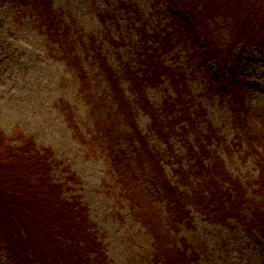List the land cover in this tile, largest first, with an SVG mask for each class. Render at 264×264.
Here are the masks:
<instances>
[{
	"label": "rangeland",
	"instance_id": "374dc122",
	"mask_svg": "<svg viewBox=\"0 0 264 264\" xmlns=\"http://www.w3.org/2000/svg\"><path fill=\"white\" fill-rule=\"evenodd\" d=\"M182 1L51 0L58 26L68 28L67 41L61 43L60 38L50 36L30 2L0 0V128L8 136L22 132L38 145L51 147L56 158L80 179L78 194L88 205L89 219L103 240L107 264L161 263L151 234L112 163L113 152L127 149L128 127L115 113L113 97L94 63L96 49L117 72L136 123L148 135L172 183H177L173 154L185 153L198 137L213 135L207 147L217 152L231 179H238L255 196L257 170L250 147L260 149L261 140L264 143V48L245 51L236 77L251 113L248 130L240 132L232 122L229 97L213 88L220 84L214 70L207 77L188 44L175 35L166 40V33H170L167 7L170 4L174 12H180ZM209 25L214 41L222 47L228 39L225 18L218 16ZM141 29L146 32L145 44ZM67 47L74 51H65ZM145 48L157 49L161 60L178 67L190 96L184 100L191 101L187 104L194 116L193 128L181 133L177 129L180 123L168 143L151 133L150 118L136 104L126 78V66L138 73L142 70L139 55ZM153 82L146 86V98L164 115V101L172 102L175 90L167 79ZM177 110L174 107L170 121L175 120ZM108 122L114 127L111 135L99 131ZM244 133L261 140L250 145ZM153 207L159 220L164 216V203L155 201ZM189 209L192 222L182 223L165 240L193 256L190 264H264L260 235L247 233L234 222L220 225L191 206ZM0 264H10L1 249Z\"/></svg>",
	"mask_w": 264,
	"mask_h": 264
},
{
	"label": "trees",
	"instance_id": "16d2710c",
	"mask_svg": "<svg viewBox=\"0 0 264 264\" xmlns=\"http://www.w3.org/2000/svg\"><path fill=\"white\" fill-rule=\"evenodd\" d=\"M22 1L30 2L51 37L66 43L68 28L58 26L51 0ZM183 1L180 12H174L170 4L167 7L170 33H166V40L175 35L188 44L198 68L207 77L214 70L220 84L213 88L229 97L235 128L240 132L248 130L250 108L236 77L245 51L251 47L264 48V0ZM218 16L225 18L228 34L222 47L214 41L209 25ZM141 35L145 44L144 29ZM156 50H142L140 73L130 66L124 69L136 104L150 118L151 133L168 143L180 123L177 129L181 133L192 130L194 116L187 104L191 101L184 100L189 95L184 74L178 67L172 68L161 60ZM65 51L74 49L67 47ZM94 63L113 97L115 113L128 127L127 149L113 152L112 163L133 208L140 212L142 223L151 234L160 263H191L193 256L165 240L173 229L192 222L189 206L205 219L223 226L234 222L247 233L264 239V143L261 138L244 133L250 145L253 140H261L260 149L250 147L257 170L253 183L255 196L250 195L238 179H231L223 160L207 147L213 135L198 137L185 153L173 154L177 183H172L157 150L150 146L148 135L143 134L136 123L117 72L97 49ZM81 71L84 72L82 68ZM162 79H167L175 90L172 102L164 101V115L149 104L145 93L151 80L155 85ZM174 107L178 110L171 122L169 116ZM113 128V123L108 122L99 131L111 135ZM56 172L59 177L55 176ZM79 185L80 179L56 158L51 147L38 145L33 137L22 132L8 136L0 128V249L7 253L10 264H107L103 240L89 219L88 205L78 194ZM180 186L189 189L181 190ZM155 201L164 203V216L159 220L153 207ZM161 221L165 224L161 225Z\"/></svg>",
	"mask_w": 264,
	"mask_h": 264
}]
</instances>
